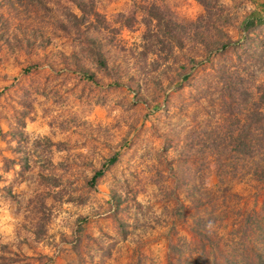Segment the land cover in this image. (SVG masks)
I'll return each mask as SVG.
<instances>
[{"label":"clouds","instance_id":"obj_1","mask_svg":"<svg viewBox=\"0 0 264 264\" xmlns=\"http://www.w3.org/2000/svg\"><path fill=\"white\" fill-rule=\"evenodd\" d=\"M0 264H264V0H0Z\"/></svg>","mask_w":264,"mask_h":264}]
</instances>
